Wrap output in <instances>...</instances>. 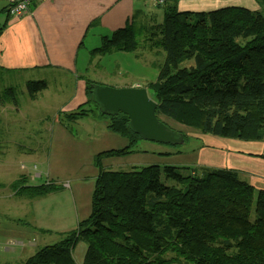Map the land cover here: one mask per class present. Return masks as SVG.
<instances>
[{"label":"trees","instance_id":"trees-1","mask_svg":"<svg viewBox=\"0 0 264 264\" xmlns=\"http://www.w3.org/2000/svg\"><path fill=\"white\" fill-rule=\"evenodd\" d=\"M177 2L154 3L162 16L159 22L148 23L143 8H135L130 21L103 35L99 45L89 50V63L118 51L134 55L140 50L162 51L164 59L155 79L144 86L156 102L159 119L174 130L166 120L198 134L261 140L264 0H255V10L226 6L178 11ZM83 79L85 101L57 119L103 120L108 130L128 143L94 155L98 173L89 215L74 228L56 232L60 238L54 243L13 264H75L73 251L79 242L86 248L81 264H264V190H255L229 168L196 166L188 172L171 164L103 168L104 157L138 151L141 138L129 129L126 115L99 111L91 89L100 82ZM26 87L35 98L45 83L28 80ZM5 92H0L1 103H16ZM8 92L13 95L14 88ZM182 135L184 143L193 140ZM187 151L177 148L160 154ZM28 179L22 173L9 183L14 196L33 201L62 188L61 183L29 184Z\"/></svg>","mask_w":264,"mask_h":264},{"label":"crops","instance_id":"crops-1","mask_svg":"<svg viewBox=\"0 0 264 264\" xmlns=\"http://www.w3.org/2000/svg\"><path fill=\"white\" fill-rule=\"evenodd\" d=\"M0 1H3L0 7V83L7 86L0 87L1 91L16 87L18 79L24 87L28 80H42L45 83L39 93L42 96L50 80L57 83V87L71 88L65 100L59 102L64 111L73 110L85 101L84 79L79 71L89 69L88 52L98 45L97 40L130 21L135 8H143L146 20L148 11L154 8L148 10L145 3L142 5L135 0H34L26 13L12 16L5 9L7 0ZM226 6L258 8L255 0L177 2L178 11H209ZM14 110L19 111L17 103L0 101V113L12 116L10 112ZM84 119L86 123L83 126L91 131H83L80 136L58 120L54 127L50 126L49 143L40 169L26 174L29 184H37L35 181L38 179L39 183L53 181L62 185L60 190L45 197L33 201L27 199V207L37 229L69 230L85 219L90 212V196L98 173L93 163L94 155L127 145L122 146L126 138L108 130L105 121L92 117L77 120L82 122ZM195 139L198 141L194 144L190 141L191 150L172 155L184 159L173 161H188L191 168L233 169L255 190H264V137L246 141L199 134ZM69 150L72 155H65ZM162 152L155 148L138 149L125 156L104 157L101 164L105 169L125 164L139 167L172 165V161L160 154ZM50 202L52 206L48 205ZM80 246L85 251V244L80 243ZM84 251L77 250L79 264Z\"/></svg>","mask_w":264,"mask_h":264},{"label":"rangeland","instance_id":"rangeland-1","mask_svg":"<svg viewBox=\"0 0 264 264\" xmlns=\"http://www.w3.org/2000/svg\"><path fill=\"white\" fill-rule=\"evenodd\" d=\"M150 1H141L142 5L145 3L144 5L148 10L154 7L153 11H148L150 16L147 18L148 23L159 22L162 18L161 13L156 10V5H152ZM2 4L3 1H0V7ZM1 13L3 14V12ZM97 42L99 45L100 41L97 40ZM139 53L141 54L134 55L130 52L118 51L100 57L96 56L90 63L89 69L87 71L81 70L79 74L97 80L100 84L114 87L133 84H137L136 86L138 87H144L147 82L155 79L158 66L163 62L164 53L150 50H140ZM20 80L18 79L15 82L16 87H13L15 92L13 95L8 92V88L7 92H5L6 96L9 98L12 96V100H15L19 111H11L10 114L12 116L0 113V128L3 125L6 126L0 129V132L3 133L0 135V184L4 185L0 187V261L8 264H13L26 258L44 245L54 243L60 238V235L56 232L68 231V229L64 231L50 230L41 233L36 230L27 207L29 201L14 196L9 183L16 179L20 173H32V170L34 173V171L40 169V163L44 160V154L49 143V128L50 126L54 127L58 120L57 117L62 115V112H65L60 108L59 102L65 100L71 88L69 89L67 86L57 87V83L49 80L43 95L39 96L42 89L37 91L35 98H31L27 87H24ZM2 84L3 82L0 83V87H7L6 83ZM24 89H26V92ZM147 91L150 95V90ZM58 121L62 125H66L67 129L72 131V133L79 136L81 132L89 130V127L83 126L86 123L85 119L82 122L79 120L66 122L60 119ZM166 122L173 128L190 136L193 139L190 140L192 144H194V141H198L195 139V136L199 135L198 133L180 126L172 120H166ZM190 141L180 145H170L139 139L136 143V148L139 150L155 148L163 152H172L177 148L189 150ZM127 143L128 140L125 139L122 146ZM65 155L71 156L72 152L69 150ZM172 155L174 154L163 156L173 162L172 165L175 169L180 172H188L191 169L188 161H173L177 159L183 160L184 158ZM37 163H39L38 166ZM138 167L125 164L119 165V167L113 165L112 168L114 170H130ZM37 180L35 183H39ZM189 186H192V183H189ZM48 205L52 206L53 203L50 202ZM80 247L79 242L73 251L75 264H79L77 250L80 252L84 251Z\"/></svg>","mask_w":264,"mask_h":264},{"label":"water","instance_id":"water-1","mask_svg":"<svg viewBox=\"0 0 264 264\" xmlns=\"http://www.w3.org/2000/svg\"><path fill=\"white\" fill-rule=\"evenodd\" d=\"M91 99L103 114L120 112L126 115L129 129L143 140L170 145L184 143L181 132L170 128L155 115L156 102L146 87L93 84Z\"/></svg>","mask_w":264,"mask_h":264},{"label":"built area","instance_id":"built-area-1","mask_svg":"<svg viewBox=\"0 0 264 264\" xmlns=\"http://www.w3.org/2000/svg\"><path fill=\"white\" fill-rule=\"evenodd\" d=\"M34 0H7L6 11L9 15L19 16L26 13ZM160 0H153L154 3Z\"/></svg>","mask_w":264,"mask_h":264}]
</instances>
